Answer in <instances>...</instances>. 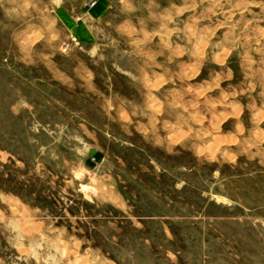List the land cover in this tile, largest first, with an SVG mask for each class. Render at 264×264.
<instances>
[{"label":"rangeland","instance_id":"obj_1","mask_svg":"<svg viewBox=\"0 0 264 264\" xmlns=\"http://www.w3.org/2000/svg\"><path fill=\"white\" fill-rule=\"evenodd\" d=\"M0 264H264V0H0Z\"/></svg>","mask_w":264,"mask_h":264}]
</instances>
